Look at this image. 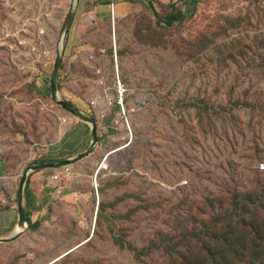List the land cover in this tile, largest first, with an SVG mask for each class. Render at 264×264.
Segmentation results:
<instances>
[{"label":"rangeland","instance_id":"rangeland-1","mask_svg":"<svg viewBox=\"0 0 264 264\" xmlns=\"http://www.w3.org/2000/svg\"><path fill=\"white\" fill-rule=\"evenodd\" d=\"M70 1L0 0V191L79 121L50 85ZM100 1L75 4L58 92L94 118L120 81L133 143L91 177L93 226L27 231L0 243V264H169L233 202L252 195L248 221L264 205V0Z\"/></svg>","mask_w":264,"mask_h":264},{"label":"crops","instance_id":"crops-1","mask_svg":"<svg viewBox=\"0 0 264 264\" xmlns=\"http://www.w3.org/2000/svg\"><path fill=\"white\" fill-rule=\"evenodd\" d=\"M107 6L109 5H100V7ZM122 11L123 6L115 3L114 16ZM94 118L98 123L97 146L91 155L71 166V174L65 175L60 172L57 180L53 179L57 171L50 170L34 172L28 176L26 186L28 184L29 195L26 194L25 186L23 207L25 213L26 211L30 213V221L27 222L30 232L31 227L36 223H39L38 228L40 229L52 223L65 225L71 221L74 222V219L81 221V226H79L82 229L93 226L91 177L98 168L95 160H103L106 157L114 161L122 154V150L117 151V143L122 134L120 128H114L112 125L114 116L106 119H101L100 116H94ZM68 125L58 146L52 148V160L48 163H59L90 150L91 127L81 121L70 122ZM44 163L47 161H40L36 164ZM4 180H7L8 186L0 191V238L6 239L18 230L17 192L20 180L14 174H7ZM27 197L31 203L29 209L26 207Z\"/></svg>","mask_w":264,"mask_h":264},{"label":"trees","instance_id":"trees-1","mask_svg":"<svg viewBox=\"0 0 264 264\" xmlns=\"http://www.w3.org/2000/svg\"><path fill=\"white\" fill-rule=\"evenodd\" d=\"M110 1L100 2L104 5L113 3ZM166 22L169 27H173L176 22L175 15L170 13ZM26 194L29 195L28 184ZM253 201L252 195H248L240 204L233 202L231 206H237V210L219 213L212 226L204 227L198 234H191L188 240H195L199 247L190 246L184 252H178L173 248L174 258L169 264H261L260 260L264 258V220L259 218L264 216V205L259 202L253 207V213L248 221L245 219L246 211L253 205ZM30 206L27 197L26 207L29 209ZM29 216L30 213L26 211L27 222L30 221ZM38 226L39 223H36L30 227L35 230Z\"/></svg>","mask_w":264,"mask_h":264},{"label":"water","instance_id":"water-1","mask_svg":"<svg viewBox=\"0 0 264 264\" xmlns=\"http://www.w3.org/2000/svg\"><path fill=\"white\" fill-rule=\"evenodd\" d=\"M77 0H71L66 16L64 18V21L62 23V26L60 28L59 32V38H58V49H56L55 53V60H54V66L53 71L50 78V85H51V97L53 101L58 104L66 113L71 115V117L78 119L79 121L89 125L92 129V140H91V146L90 150L84 152L83 154H80L79 156L71 159L64 160L59 163H44V164H35L28 166L22 173V176L20 178V184L19 189L17 192V203H18V215H19V221H18V229L19 231H15L12 235H10L8 238L3 239L0 238V243L2 244H8L13 243L21 238V236L29 231L28 230V224L25 217V211L23 207V200H24V189L26 186V182L28 179V176L31 173L34 172H40V171H59L66 167H71L91 155L94 151V149L97 146L98 143V123L95 120V118H92L83 112L76 109L74 106H72L69 103H66L60 96L58 92V79H59V71L61 67V58H62V50H63V37L66 33L71 20L73 16V10L75 7ZM99 205V204H98Z\"/></svg>","mask_w":264,"mask_h":264},{"label":"built area","instance_id":"built-area-1","mask_svg":"<svg viewBox=\"0 0 264 264\" xmlns=\"http://www.w3.org/2000/svg\"><path fill=\"white\" fill-rule=\"evenodd\" d=\"M46 54L47 52H44V55ZM127 93L128 91L120 83V81H118V100L117 98L108 99L105 108L104 109L101 108L102 112H104L102 116H100L101 119H106L108 117L106 112H109V111L114 110L115 108H118L119 112L117 113L116 116H114V119L112 120V125L114 128H120L125 133V136L122 139L124 144L122 145V147L118 148L117 151L127 149L133 143V131L131 127V117L129 116V113L127 112L125 108V105H124L125 101H123V99H125L124 96H126ZM105 161H106V157L102 160V163L97 168L95 172V177L99 173V171L102 169V165L104 164ZM258 171L261 173H264V162L258 165ZM60 172H63V174L65 175H69L71 174V167H66L61 171H57V175H55L53 179H56V180L59 179L60 175H58V173L60 174Z\"/></svg>","mask_w":264,"mask_h":264},{"label":"bare ground","instance_id":"bare-ground-1","mask_svg":"<svg viewBox=\"0 0 264 264\" xmlns=\"http://www.w3.org/2000/svg\"><path fill=\"white\" fill-rule=\"evenodd\" d=\"M58 38H59V36L56 37L55 42H54V43H55V44H54V45H55V46H54L55 49H58V46H59V45H58ZM113 43H114V37H113ZM101 106H103V109H104V108H105V103H101ZM104 164H105V163H104ZM104 164H103V165H104ZM103 165H102V167H103ZM18 231H19V229H18ZM60 258H61V257H60Z\"/></svg>","mask_w":264,"mask_h":264}]
</instances>
